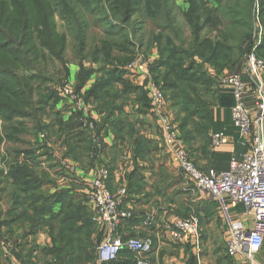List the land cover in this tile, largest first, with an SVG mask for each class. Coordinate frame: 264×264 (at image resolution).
Returning <instances> with one entry per match:
<instances>
[{
	"label": "trees",
	"instance_id": "1",
	"mask_svg": "<svg viewBox=\"0 0 264 264\" xmlns=\"http://www.w3.org/2000/svg\"><path fill=\"white\" fill-rule=\"evenodd\" d=\"M185 1L188 8L182 14L188 34L176 24L175 0H0V29L3 28L10 37L0 32V117L5 123L4 136L11 143L22 142L21 136L30 128L13 119L32 117L36 145V133L40 129L50 132L57 127L56 136L58 140L62 139V144L67 148L64 156L82 162L91 150L90 138L85 130L80 129V112L68 107L71 113L68 119L65 120L57 111L51 123L41 122V115L46 113L43 110L45 105L50 104L53 110L58 102L64 101L56 88L59 86L62 90L70 79L69 69L63 68V79H55L56 87L51 88L47 85L49 82H43L45 68L41 61L46 59L45 52L62 64L65 62L62 53L67 38L57 33L54 24L55 14L60 10L59 18L65 19L67 27L75 35L78 71L73 92L80 95L86 105L90 100L95 104V110L100 115L96 123L98 133L110 131L124 143L122 140L125 137L120 134L126 129V139L134 155V168L127 177V195L136 193L143 185L141 182L139 186L142 178L137 160H149L156 149L153 140L141 135L132 124H127V115L123 112V106L132 93L136 95L140 115L146 114L149 108L150 98L146 91L135 87L124 77L127 66L141 50L132 43L133 39H124L122 41L125 43L122 44L112 40L117 33L115 31H122L123 25L136 14L142 18L137 25H142L148 19L156 27L157 32L152 33L149 43L155 46L158 57L149 69L153 81L165 99L170 101L169 114L178 124L182 142L191 146L199 135V139L207 144V129L214 124L213 106L230 112L231 118L230 107L234 100L230 90L220 95L211 92L215 77L209 75L205 65L211 66L218 76L223 72H234L245 54L257 43L259 30L261 39L254 52L264 60V0ZM87 14H103V19H106L105 38L99 39V44L89 46L87 42ZM116 19L119 24L114 23ZM40 25L42 30H39ZM33 30L34 35L31 33ZM19 44L27 49V54L18 49ZM97 63L102 68L95 70L91 65ZM29 70H35L36 74ZM95 73H100L99 78L83 92L82 89ZM45 85L48 90L41 92L38 100L33 102L35 92ZM37 103H43L40 110L35 106ZM197 107L204 110L200 119L205 128L197 126ZM231 126L236 130L232 121ZM21 151L27 158L32 154L38 156L31 146ZM47 160H52L51 155L47 156ZM47 175L44 172L39 174L35 166L26 163L12 164L6 177L0 170V233L2 227L21 226L24 238L34 236L46 227L50 247L42 252V264H92L97 259L96 245L102 241L101 230L96 232L92 216L73 189L43 190L45 184L55 185ZM112 181V171L109 169L108 187L113 193ZM4 183H9L11 187V204L6 210L1 205ZM203 200L199 206H190L199 215L200 227L204 226L202 217L208 223L217 212L212 202ZM125 203L126 198L123 207ZM57 204L61 205L60 211L54 212L53 207ZM190 208L185 207L184 210L189 212ZM134 220L133 213L122 225ZM121 228L119 233L122 235ZM94 233L96 240H93ZM200 238L202 243L206 240L201 231ZM36 250V247L23 248L17 257L23 264H40L39 259L33 256ZM223 252L217 264H231L225 248ZM105 264H135V259L131 252L123 249L116 260Z\"/></svg>",
	"mask_w": 264,
	"mask_h": 264
},
{
	"label": "built area",
	"instance_id": "2",
	"mask_svg": "<svg viewBox=\"0 0 264 264\" xmlns=\"http://www.w3.org/2000/svg\"><path fill=\"white\" fill-rule=\"evenodd\" d=\"M258 23V22H257ZM259 26V25H258ZM243 58L244 73L223 72L216 80L218 87L230 90L234 104L231 108V121L241 138H249L246 149L231 155L224 171L209 168L200 171L189 159L177 125L166 112L165 97L161 89L152 81L148 84V95L152 113L158 117L159 127L167 146L173 151L178 166L187 174L199 198L212 202L219 218L226 228V254L231 259L243 258L246 264H260L256 256L264 247V60L255 55L260 42ZM138 69L148 73V69L136 60L127 70ZM254 93L253 106H247L245 96ZM62 96L76 112L88 113L89 107L83 98L74 93L71 86H64ZM83 126L93 129V123L85 117ZM43 138L44 135H41ZM209 146L218 150L229 143L223 132L209 133ZM95 148L100 145L93 140ZM72 171L65 162H59L58 169ZM109 170L99 168L88 184L87 205L92 213V222L101 230L102 241L96 246L97 261L100 264L117 259L120 251L128 250L134 254L135 264H150L146 255L152 251L153 239L150 237L123 239L119 233L122 222L130 219L133 212L123 207L127 192L119 188L112 193L108 187ZM200 223L196 215L179 219L169 228L173 243L192 247L199 257L202 252ZM9 264H20L7 255Z\"/></svg>",
	"mask_w": 264,
	"mask_h": 264
},
{
	"label": "crops",
	"instance_id": "3",
	"mask_svg": "<svg viewBox=\"0 0 264 264\" xmlns=\"http://www.w3.org/2000/svg\"><path fill=\"white\" fill-rule=\"evenodd\" d=\"M176 2L178 3L176 4ZM175 4L177 6H175ZM173 6H175L174 8L176 9V24L180 28H184L183 30H185V34H188L187 25L182 14V12L187 10L188 4L185 0H175ZM177 10L182 16L181 20L177 18ZM150 47L151 48L144 54L141 53V51H137L134 59L131 61L133 62L134 60H136L139 64L143 65L144 68H147L149 72L141 73L138 71V69H136L133 72L128 71V75L125 76V78H127L132 85L142 89L143 91H146L147 94L148 84L151 81L154 82L150 73L149 66L158 57L155 46ZM243 68L244 63L242 60L240 65L234 72L244 73ZM94 69L96 70L98 68ZM205 69L208 71L210 76L212 75L213 77H215V85L217 86L216 80L218 75L215 74L213 68L208 64L205 65ZM77 71L78 68H70L71 76L69 79V86L71 87L75 85ZM97 76H100V74L95 73L92 75L90 81H88L86 83V86L82 89L83 92L91 86ZM62 97L64 101L58 102L57 107L59 110H61V116L66 120L71 116V113L69 112L71 108L66 102L64 96ZM245 100L247 106H253V91H249L246 94ZM118 102L121 103V100H119ZM88 107V113H80L79 115L80 129L86 131L91 142L92 139H95V141L100 145V148L97 150L93 142L88 155L82 159V162H77L69 156H64V153L67 152V148L65 145L56 144L55 146H52L56 159H52L51 161H49L47 160L46 154H44V156L35 166L37 170H40L41 172L47 174L49 172L53 175L52 178L55 182V185L49 186L50 192H54L55 190L73 189V193L78 198L83 200V205L87 209H89L87 205L88 184L94 176V173L99 168H102L106 165L112 168V185L114 189L113 193H116V191L119 190V188L117 187V184L120 181L119 179L121 178L123 181H125V178L128 177V175L134 168V158L132 159L134 155L131 149H129L130 152L127 153L128 157L125 158V161H121L123 158L122 154L124 155L128 151L126 150L127 146L125 147V143L127 141V136L125 134L126 129L120 134L125 137L124 140H122L125 141L124 143L116 139L115 135L110 131L105 132L104 130H102L98 133L96 123L100 119V115L95 110V104L91 100L88 104ZM138 108L139 104L136 101V95L132 93L128 96L125 105L123 106V112L125 115H127V124H132L134 128L139 130L141 135H143L147 139L153 140L155 145H163L159 139V135L162 136V134L159 127L158 117L152 113L151 105L149 104L147 113L142 115L138 113ZM165 110L166 112L171 114L170 101L168 99L166 101ZM169 116L172 119L173 115ZM83 117L93 123V129L88 130L83 126ZM213 121L214 124H217L220 127L219 131L224 132L225 135L229 138V143L227 145L218 150H212L210 147L205 150V147L200 148L199 146H197L196 140L194 143H192L191 147H185L189 159L194 163V165L196 164L197 169L203 172H206V170L209 168H214L218 171L226 170L231 155L243 152L247 147V145L245 146L244 144H247L249 141V138L239 137L238 133H236V130L232 128L230 112L227 113L224 109L218 108L215 105L213 106ZM176 125L178 126V124ZM163 148L165 149L164 146ZM152 155L154 157L156 154L152 153ZM169 156V162L165 164L157 162L155 166L156 171L160 168L162 169L165 167H171V169L173 170L176 169L177 162H175L176 160L174 156L172 154H169ZM59 162H65L68 166H71L72 171L64 168L63 172L62 170L58 169ZM12 164H24V162L16 159L14 160V162H10L8 159L3 161L0 160V170L3 173V177H6L8 175ZM137 165L141 170V180L143 185L141 186V188L137 189L136 193L129 194L131 198H128L125 203V208L131 210L134 213L135 220L131 222H125L122 225V236L126 238H152V251L146 255L150 264H198V258L196 256L197 253L192 247L172 242L169 228L171 217L173 216L168 213V209H165V204H163L170 202L169 197L171 195V192L179 193L182 191V193H185L187 191V188H184V184L181 181L173 182V186L168 188V183L164 184L163 182H161L162 178L154 176L150 179L149 176L152 177V163L148 160L143 162H139V160H137ZM172 173L174 174V172ZM8 184L6 185L9 186ZM45 187H48V185H45ZM186 197L189 198V196ZM176 201L181 204L182 202L188 200L186 198H183V200L181 201ZM202 201H204L202 198H198L195 199L194 202L189 203V205L199 206ZM185 205H188V202ZM60 208L61 205L57 204L53 207V210L54 212H59ZM3 210H5V208H3ZM202 229L203 227L200 228V231ZM9 232L13 233L11 234ZM23 233L24 229L21 226L14 225L12 226V228L2 227L0 233V264H7V261L5 260L8 259L7 255L14 261L20 262L17 254L20 253L21 249L29 248L28 242H33L34 247H36L37 249L36 251H34L33 256L37 257L40 264H42V260L44 258L42 256V252L50 247L48 229L45 227L34 236L22 238ZM94 237L95 236H93V238ZM204 247L205 244L203 242L201 246L202 252L199 257L200 264H207L206 261H204L205 259L202 258ZM232 260L233 261H231V264H246L243 258H236ZM92 264L100 263L96 259Z\"/></svg>",
	"mask_w": 264,
	"mask_h": 264
},
{
	"label": "rangeland",
	"instance_id": "4",
	"mask_svg": "<svg viewBox=\"0 0 264 264\" xmlns=\"http://www.w3.org/2000/svg\"><path fill=\"white\" fill-rule=\"evenodd\" d=\"M177 3L178 2H176V4ZM176 4H175V6H177ZM175 11H176V9H175ZM59 14H60V10H58L55 14L54 24H55L57 33L60 35H64L67 38L66 39L67 40L66 41L67 42L66 48L62 53V57H63L65 62H64V64H62L60 61L56 60L55 58L49 57L48 56L49 54L47 52H45V54H47L46 59L44 61H41L42 67L45 68V72H44L45 78L43 79V82H45V83L49 82V83H47V85L51 88H54L57 85L55 83L56 82L55 79H57V80L63 79V75H64L63 74V71H64L63 68H68L69 71H70V68H78V66H77L78 59H77V55H76L77 53L75 50L74 31H71V29L67 27L68 24H66L65 19L59 18V16H58ZM86 18H87L86 20H87V24H88L87 32H86L88 34L87 42H88L89 46H91L92 44L97 43V42H98L97 44H99L100 43L99 39L105 38L104 31L107 28V23L105 21L106 19H103V14H100V15L99 14H96V15L87 14ZM177 18L179 20L182 19V16H181V14H179L178 10H177ZM141 19L142 18L140 17L139 14H136L135 16H133L132 19L128 23L123 25L124 28H121L122 31H120V30L115 31L117 33L115 34V37H113L112 40L114 42L122 44V43H125L122 41L124 39H128V38H129V40L133 39L132 43L137 44L138 45L137 47L141 50V53L144 54L147 50H149L151 48L149 41H150V37H151L152 33L157 32V31H156V27L153 26L152 22L148 19L144 20L142 25H137L138 21L139 22L142 21ZM98 20H100V21H98ZM96 21H98V22H96ZM114 23L119 24V20L118 19L114 20ZM256 23H257V21H255V24ZM258 24L259 23H257L256 26ZM42 28L43 27L40 25L39 30H42ZM0 32H2L3 34L7 35L8 38H10L9 34L3 28L0 29ZM131 32H133V33H131ZM260 32H261V30H260ZM31 33L34 35L35 30H33ZM26 36H28L27 33H26ZM13 37H15V36L13 35ZM24 38H26V37H24ZM260 39H261V37H260ZM140 43H141V45H139ZM151 46H154V45L151 44ZM18 49L22 50L23 52H25L27 54V51H26L27 49H24L21 44L18 45ZM44 51H46V50H44ZM87 52H88V49H87ZM89 52H90V49H89ZM28 57H31V55L28 54ZM86 62L89 63L90 61L86 60ZM91 66L93 68H98V69L102 68L99 63L91 65ZM28 68H33V67L29 66ZM29 71H32L31 72L32 74H36L35 70L34 71L29 70ZM127 75H128V71H127L125 76H127ZM52 78L54 79V81H52ZM96 78H99V76H97ZM153 83L156 84L155 82H153ZM46 87L47 86L45 85V87H41L39 89V91L35 92L33 102L38 100L41 92L48 90V88H46ZM58 87L56 88L58 90L57 92H58V94L61 95L62 94L61 93L62 87H59V88ZM211 92H213V93L215 92L218 95H220L223 92H225V89L218 87L215 85V83H213V85L211 86ZM166 101H167V98L165 99V102ZM42 104L43 103H39V104L37 103L35 106L38 110H40L42 108ZM49 106H50V104L47 106L45 105V107L43 108V110L46 111V113L41 115V122L42 123H46V124L51 123L55 119V117H56L55 112H57V111H60V114H61V110L58 109L57 105H55L53 110ZM230 109H231V107H230ZM203 111L204 110H201V107H197V126L205 128L206 125L203 124L201 119H200V116H202ZM32 119H33L32 117H23V118H17L16 117L15 119H13V120H18L20 122H23L24 124H27L29 126L30 130L26 134L21 136L22 142L11 143L6 138V136H4L3 125L5 123H3V120H1V117H0V135L2 136V141L0 143V160L1 161L8 159L10 162H14V160L16 159V160H21L24 163H28L29 165L36 166V164L40 161V159L44 156V154H46V156L51 155L53 160L56 159V156L53 152L52 146H55L56 144H62V139L58 140V137L56 136L57 127L53 128V130H51L50 132L45 131L43 129H40L36 133L37 134V140H38V145H36V138L34 137L35 130H32V128L35 127V124L33 125ZM219 129H220V127L217 124H213V125H211L210 128L207 129V131L210 133L211 132L212 133L221 132V131H219ZM197 132L200 133L201 131L197 130ZM161 134H162V136L159 135V139L163 145H161V144L160 145H154L156 149L153 152L156 155L154 157H153V155H151L150 159L148 160L152 163V168H151L152 177L149 176V178L151 179L154 176L162 178L161 182H163L164 184L168 183V186H169L168 188L173 186V182L181 181L184 184L183 185L184 188H187V191L185 193H182V191L179 193H175V192L172 193L171 192V195L169 197L170 202L163 203V204H165V209H168V213L173 216V217H171V222H170V226H171L172 223L175 222L176 220L186 219L192 215H196L199 218V215H197L193 211L192 208H190L189 212H186V210H184L185 207L190 206L189 203L194 202L195 199L199 198V196L197 195V192L195 191V189H194L190 179L188 178L187 174L178 166L177 163H176V169H174V170L171 169V167H165L162 169L160 168L157 171L155 170V166H156L157 162L165 164V163L169 162V160H170L169 154H172L174 156L173 151L165 143L162 131H161ZM41 135H44V137L42 138ZM238 136H239V134H238ZM199 137L200 136L197 135V146H199L200 148L205 147V150H207L209 148V142H207V144H206L204 141H201L199 139ZM92 143H93V139H92ZM125 144H126L125 147L127 146L126 150H128V151L124 155L122 154L123 158L121 161H125V158L128 157L127 153H129L130 152L129 149H131L128 141H126ZM30 146H31V148L34 149L35 153H37L38 156H33V154H32L31 156H33V157L30 156L29 158H27L26 154L23 151H21L23 148L29 149ZM163 146L165 147V149L163 148ZM191 146L185 145V147H191ZM167 152H169V153H167ZM133 158H134V156L132 157V159ZM174 158H175V156H174ZM139 162H143V161H140V159H139ZM195 167H196V164H195ZM102 168H106L108 170L112 169L107 165L102 167ZM172 172H174V174ZM38 173L40 174L42 172L40 170H38ZM47 176L53 180V178H52L53 175L50 174L49 172H48ZM119 180L120 181L118 182L117 187L118 188H125L126 192H128L127 191L128 179L125 178V181H123L120 178ZM141 182H142V180L140 181L139 186H141ZM4 184L5 185H4V191H3L2 205H3V208H5V210H6L7 207H9L11 204V187H10V185L7 186L6 183H4ZM45 185H48V187H45ZM45 185L43 186V190L50 192L49 186H51L53 184L50 183V184H45ZM186 196H189V198ZM128 198H131V196L127 195L126 201ZM183 198H186L188 201L182 202L181 204L176 201V200L181 201V200H183ZM187 202H188V205H185ZM88 212L92 216L90 209H88ZM203 218L204 217H202V223L204 226H202L203 229L201 230V232H203V234H205L206 240L204 241L205 247L203 249L204 255H202V258L205 259L204 261H206L207 264H210V263L217 264V259L219 257L223 256V253H224L223 250L226 247V238H227L226 228L223 226L217 212H215V214L210 218L211 220L208 223H206V221ZM95 229L97 232L99 228L96 226ZM94 236H95V233H94ZM93 240H96L95 237L93 238ZM28 243H29V248L34 247L33 242H28ZM238 258H241V257H238ZM256 259L260 264H264V247L258 252ZM5 260L7 261V264H9V259H5ZM18 263L23 264L22 262H18Z\"/></svg>",
	"mask_w": 264,
	"mask_h": 264
}]
</instances>
